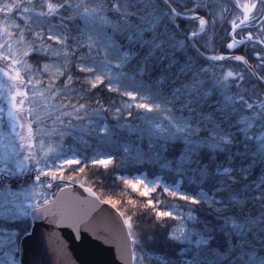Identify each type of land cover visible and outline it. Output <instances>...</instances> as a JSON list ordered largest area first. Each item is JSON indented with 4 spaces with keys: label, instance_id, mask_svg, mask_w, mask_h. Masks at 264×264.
I'll return each instance as SVG.
<instances>
[{
    "label": "snow or ice",
    "instance_id": "snow-or-ice-1",
    "mask_svg": "<svg viewBox=\"0 0 264 264\" xmlns=\"http://www.w3.org/2000/svg\"><path fill=\"white\" fill-rule=\"evenodd\" d=\"M0 16V113L18 139L0 155V264H41L28 258L36 222L64 223L48 190L74 186L65 171L84 172L89 157L46 146L53 134L91 147L105 170L140 166L123 182L155 210L164 251L145 247L157 236L104 200L127 228L121 264H264V0H0ZM225 23L227 49L246 45L251 56L209 48ZM106 80L130 101L110 105L115 124L110 108L86 102ZM29 161L31 187L17 191ZM157 193L184 203L172 209ZM78 223L75 238L91 230ZM92 231L121 240L110 227Z\"/></svg>",
    "mask_w": 264,
    "mask_h": 264
},
{
    "label": "trees",
    "instance_id": "trees-1",
    "mask_svg": "<svg viewBox=\"0 0 264 264\" xmlns=\"http://www.w3.org/2000/svg\"><path fill=\"white\" fill-rule=\"evenodd\" d=\"M7 2V0H5ZM237 11H239L237 9ZM18 16V13L16 14ZM2 17V16H0ZM58 22V21H57ZM82 26V25H81ZM229 28V24L225 23L222 27H218L214 34L210 33L206 38L210 41L209 48L215 47V51L221 55H228L231 53H236L239 55H247L251 56V49L244 45L240 46L235 50L227 49L225 44V30ZM255 31V29H253ZM209 55L212 53L209 52ZM254 59V58H253ZM34 62V61H33ZM227 63L229 66H234L237 62H222V64ZM105 84L100 85L98 90H93L91 93H88L89 99L86 101L90 108H96L98 105L96 101H99L100 105H103L106 108H110V105L115 107L122 106L127 101L126 97H122L119 93L114 91H109ZM76 101L73 100V103ZM83 102V101H82ZM91 114V113H89ZM114 107L110 108L109 112L106 114V121L110 124H115L116 121L114 119ZM49 129H51L52 121H48ZM87 126V122L85 125ZM85 139H88L85 136ZM45 140L52 147H59L61 151L67 152L69 148H75L78 152H83L86 156L89 157L87 161V166L85 167L84 172H70L67 171V175L69 177H75L76 183L85 184L87 187L93 188L96 194L104 201V200H113L118 201L117 208L119 211H123L126 215H131L134 220V229L138 233H143L146 236L156 235L157 243L154 245H145V247H150L155 253L162 254L164 251V240L162 236H159V232L162 229H154L152 228V224L154 223V209L150 210L146 207V197H142L138 192L133 191L127 184L123 182L124 179H133L134 177L140 175L139 172L136 171V168L140 166H119L114 167L113 165H109V170H105L103 166H97L93 164H89L90 157L93 155V149L91 147H85L83 144L74 141L71 137L64 138L63 144L61 146V139L56 137L55 134L48 136ZM29 165V171L26 172L25 177H21L18 181H16V189L17 191L26 190L31 187V164L32 161L27 162ZM116 165H120V157L116 158ZM145 172L149 171L148 169H144ZM27 177V178H26ZM155 178V173H151L148 176L149 180H153ZM169 179L170 178H166ZM61 185L63 186L62 182ZM60 190L59 187H55L54 189L48 190V198L54 197L53 193H56ZM143 188L141 187V191ZM157 199H162L164 204L167 207L172 209L179 208L184 202L179 201L178 199H173L172 197L167 196L166 194L161 196L160 193L156 194ZM129 200H133L134 203L130 204ZM174 223V222H173ZM151 264H157L155 260L151 261Z\"/></svg>",
    "mask_w": 264,
    "mask_h": 264
},
{
    "label": "water",
    "instance_id": "water-1",
    "mask_svg": "<svg viewBox=\"0 0 264 264\" xmlns=\"http://www.w3.org/2000/svg\"><path fill=\"white\" fill-rule=\"evenodd\" d=\"M232 55L239 54L227 56ZM79 185L80 183H76L68 187L66 192L59 190L50 199L55 200L53 209L63 214L64 223L58 225L48 220L37 221L39 246L29 251L28 258L38 259L41 264H121L119 251L123 233L127 230L126 225H123L124 218L110 204L103 203L97 194L96 197L90 196ZM76 196H83L84 199L77 200ZM80 221L86 223L91 230L84 231L80 238H75ZM106 227L119 233L121 240L105 243L103 233L97 239L92 230L100 231Z\"/></svg>",
    "mask_w": 264,
    "mask_h": 264
},
{
    "label": "rangeland",
    "instance_id": "rangeland-1",
    "mask_svg": "<svg viewBox=\"0 0 264 264\" xmlns=\"http://www.w3.org/2000/svg\"><path fill=\"white\" fill-rule=\"evenodd\" d=\"M17 16V15H16ZM0 19H2V17H0ZM17 22L23 23V21L19 20V14L17 16ZM107 82V80L105 81ZM0 106L3 107H7L6 104H3L2 102H0ZM15 140L16 143L18 144V139L15 138V134L12 132V127L10 122L8 121V117H7V113H0V155H2L5 150H11V141ZM45 144L50 145L46 140H45ZM51 146V145H50ZM24 155H27V153H21V159L23 158ZM39 155L42 157L43 156V152H39ZM52 156H55V153H52ZM89 164H92L91 161L89 162ZM83 166V165H81ZM68 170L65 171V177L68 178L69 176L66 174ZM27 190V189H26ZM23 199V198H21ZM31 202V201H29Z\"/></svg>",
    "mask_w": 264,
    "mask_h": 264
}]
</instances>
